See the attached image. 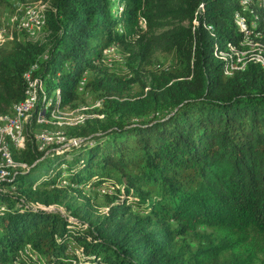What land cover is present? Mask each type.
I'll return each instance as SVG.
<instances>
[{
    "label": "trees",
    "instance_id": "obj_1",
    "mask_svg": "<svg viewBox=\"0 0 264 264\" xmlns=\"http://www.w3.org/2000/svg\"><path fill=\"white\" fill-rule=\"evenodd\" d=\"M18 3L14 14L44 16L46 35L13 18L23 31L0 43V118L22 119L26 74L39 90L23 148L0 133V264H264L259 1ZM161 44L168 67L154 63ZM114 49L137 61L131 75L105 64ZM86 94L99 117L60 126L68 146L40 148L41 112L75 110Z\"/></svg>",
    "mask_w": 264,
    "mask_h": 264
},
{
    "label": "rangeland",
    "instance_id": "obj_2",
    "mask_svg": "<svg viewBox=\"0 0 264 264\" xmlns=\"http://www.w3.org/2000/svg\"><path fill=\"white\" fill-rule=\"evenodd\" d=\"M7 3H10V6L7 5ZM18 5H21L20 3H18V0H7L6 4L0 6V19L2 22V26L0 29L1 30L0 31V43H3L5 40H9L11 36L15 37L14 35L16 33L20 34L23 31V30L22 31L18 30L17 26L13 23V16H14L16 9L18 8ZM13 6L15 7V9ZM45 8H46V4L43 10H45ZM35 10L40 11L41 8L37 7V9ZM20 13L23 15L25 13V10ZM24 32L26 33V31ZM44 35H46L44 28L35 26L34 29L30 31L29 38L33 40H38V39H41ZM164 48H165L164 44L156 46L154 50V54H153L154 63L156 65L160 64V66L168 67V64L170 63V56L166 55V53L164 52ZM102 55L104 58V62L105 64H107L108 67L118 72H123L125 74L130 73L131 75L133 73V71H131V69L128 67V63L130 61H131V64L134 66L137 64V61H135L134 58L133 59L127 58L128 56L127 57L124 56V54H122L117 49H114V51L110 53L103 50ZM57 62L58 63L66 62V60L63 58H59ZM101 102L102 101L100 99L97 100L95 96H92L91 94H86L84 102H81L78 105V108H76L75 110H72L71 108H67L66 110H63V109L62 110L59 109L58 111L56 110L55 112L52 113L49 119L48 117H45L46 115L45 113L41 112L40 116H41L42 123L40 124H45L50 127L39 128L37 132L35 133L36 138H37L36 140L39 144V147L42 148L43 150H49L53 148H58V147L63 148L65 146H68L69 142H67L66 137L63 135V131H61L60 126L69 125L70 123L80 124L83 122L84 119H92L94 117H99L95 110L101 107ZM6 143L8 144L9 141H6ZM63 184H66V183L63 182ZM98 192H100V194L103 193V191H98ZM84 193H86L88 196H90L91 199H93L94 197L93 190H90L87 188L84 190ZM96 201L98 202L97 204L98 213L105 214L108 211V207H106L103 204L104 198L101 195H99ZM56 208L57 207L52 206V207H49L47 210L55 211L57 210ZM59 210L63 214L69 215L68 212H66L64 208H60ZM70 218L72 219V217Z\"/></svg>",
    "mask_w": 264,
    "mask_h": 264
},
{
    "label": "built area",
    "instance_id": "obj_3",
    "mask_svg": "<svg viewBox=\"0 0 264 264\" xmlns=\"http://www.w3.org/2000/svg\"><path fill=\"white\" fill-rule=\"evenodd\" d=\"M24 25H30V30H33L36 25H39V18L36 17V13H25ZM37 80L38 78H34L31 81V91H27V102L22 103V107H19V111H22V119L1 123V128H5L6 136L13 137L16 148H23L19 147V133H24L25 115H28L30 107H33L35 104V99L39 92L37 89ZM2 157L5 159L4 150L2 151ZM9 173L8 168L3 169L0 177L5 178Z\"/></svg>",
    "mask_w": 264,
    "mask_h": 264
},
{
    "label": "bare ground",
    "instance_id": "obj_4",
    "mask_svg": "<svg viewBox=\"0 0 264 264\" xmlns=\"http://www.w3.org/2000/svg\"><path fill=\"white\" fill-rule=\"evenodd\" d=\"M259 1V3L264 7V0H258ZM250 2V0H242V4H248ZM30 13H36V17L37 18H39V25H36V26H38V27H43V22H44V16H42L41 14H39V13H37L36 11H31ZM13 18H14V20H19L20 22H21V25L27 30V33H28V35H30V25H24L25 24V16H22L21 14H18V13H16V14H14V16H13ZM244 32H245V39H244V42L245 43H252L253 42V40L251 39V37H250V35H251V33L250 32H248V30L246 29V27H244ZM260 33L261 32H259V31H257V32H255L254 33V37L255 38H259L260 37ZM238 61H241L240 59H238ZM263 65H264V61H263ZM30 75H31V73H30ZM30 75L29 74H26L25 75V77H26V80L28 81V85H29V88H28V90L27 91H31V81H30ZM27 102V99L25 100V103ZM20 107H22V105L20 106ZM33 107H30V109H32ZM19 109V108H18ZM18 118H11V117H4V118H0V122L1 123H4V122H8V121H15V120H17ZM0 123V124H1ZM5 131V128H1V126H0V133H2V132H4ZM10 138H11V140H12V142L14 143V141H13V137H11L10 136ZM21 142H22V134L21 133H19V145L21 144ZM15 144V143H14ZM4 151H5V160H7L8 161V164L10 163V164H12L13 162H12V160H11V158H10V156H9V153H8V148L6 147V146H4ZM7 163V162H6ZM7 164V165H8Z\"/></svg>",
    "mask_w": 264,
    "mask_h": 264
}]
</instances>
